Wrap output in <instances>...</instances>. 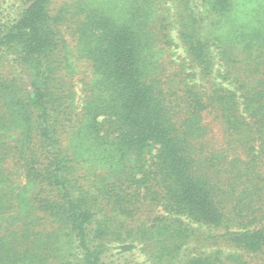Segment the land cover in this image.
<instances>
[{
    "label": "trees",
    "instance_id": "obj_1",
    "mask_svg": "<svg viewBox=\"0 0 264 264\" xmlns=\"http://www.w3.org/2000/svg\"><path fill=\"white\" fill-rule=\"evenodd\" d=\"M163 1L1 14L0 264H264V0H167L206 91L157 74Z\"/></svg>",
    "mask_w": 264,
    "mask_h": 264
},
{
    "label": "rangeland",
    "instance_id": "obj_2",
    "mask_svg": "<svg viewBox=\"0 0 264 264\" xmlns=\"http://www.w3.org/2000/svg\"><path fill=\"white\" fill-rule=\"evenodd\" d=\"M64 0H56V6L58 7ZM19 3L16 0H0V16L8 15L13 16L16 7ZM159 14L163 16L167 23L170 25V42L167 40L161 41L154 50V59L157 62V74L162 73L165 81H171L179 76L185 77L186 81L191 85H197L201 90H208L212 83L221 84L226 88L234 90L235 86L231 85L230 82L225 81L222 78L223 67L221 66L218 59H215V66L213 69V74L210 78L204 79L200 74L198 68H194L188 59L186 48L179 38L178 26L176 24V10L173 3L164 0L159 5ZM76 70L78 74L76 75L79 80L77 84V91L81 99V88L83 82L91 78V69L85 63L77 64ZM81 103V100L79 101ZM205 122L211 125V136L214 138L213 142H221L223 138V131L219 122L215 119L213 114L205 113ZM135 260L134 264H142L145 257L141 256L138 252L135 253L134 257L129 256V260Z\"/></svg>",
    "mask_w": 264,
    "mask_h": 264
}]
</instances>
